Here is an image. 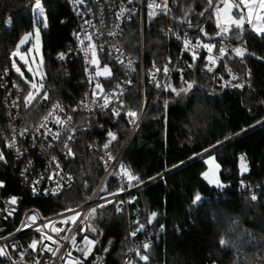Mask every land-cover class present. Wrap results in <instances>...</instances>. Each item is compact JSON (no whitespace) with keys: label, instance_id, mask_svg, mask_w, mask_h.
<instances>
[{"label":"trees","instance_id":"16d2710c","mask_svg":"<svg viewBox=\"0 0 264 264\" xmlns=\"http://www.w3.org/2000/svg\"><path fill=\"white\" fill-rule=\"evenodd\" d=\"M212 2L216 3V0ZM42 3L49 25L41 33L45 90L52 102H61L65 108L72 110L85 91L80 56H71L66 66L55 62L53 57L73 46L74 19L65 0H42ZM208 6V0H171L172 12L167 21L161 11L149 20L148 10H145L142 29L136 17L120 38L122 47L132 56H139L142 42L145 68L159 62L164 53L171 56L176 66L167 84L180 88L186 86L184 81H196L198 85L183 101H173L170 92L164 89L153 94L137 129L119 153L118 160L145 181L131 192L136 199L129 204L128 218L146 224L148 213H158L153 225H146L144 231L151 240L148 253L150 264H264V191L260 188L254 191L258 202L253 203L250 202L251 194L239 187L241 180L251 185L264 180V124L256 123L264 119V60L257 59L264 57V38L257 37L245 24L241 38L246 40L247 52L243 58L231 56L228 62L247 79L249 86L214 90L212 76L203 69L205 56H198V63L189 68L188 64L192 63L190 55L184 53L180 56L179 42L171 34L165 41L163 35L166 23L180 33L194 34L196 28L203 27L208 36L200 33L198 36L215 42L217 51L219 41L225 37L208 38L215 33ZM184 12H188L191 28L181 23ZM201 13L204 15L201 16ZM233 13L239 16L237 9H233ZM9 18L11 23L5 25L4 21ZM31 24L30 0H0V73L10 68L9 52ZM239 34V30H232L227 38L236 42ZM10 73L17 79L13 72ZM165 99L170 101L168 106L164 104ZM139 102L140 85L135 80L125 96L122 111L128 108L138 111ZM196 104H199L200 110L193 117ZM28 110L33 111L32 121L35 122L45 107L34 103ZM27 111L23 110V113ZM100 122L117 133L118 139L109 149L115 155L126 139L130 124L123 115L113 121L109 111L100 112ZM241 129L245 131L241 132ZM104 133L93 129L78 132L75 155L70 162L75 185L58 196L31 197L29 189L19 184L16 172L8 165L10 159L7 156L6 165L0 166V177L5 180L4 192L21 195L23 208L35 207L43 215L80 204L83 201L80 191L91 192L102 175L98 155L88 149L87 143L98 141L100 152H104ZM225 136L231 139L211 153L221 166L219 178L227 186L218 192L200 176L206 169L203 163L206 157L194 158V153H201L209 144L223 140ZM241 154L246 157L249 168L244 174L239 171ZM180 161L185 163L173 169L172 165H179ZM157 174L163 179L148 180V177ZM106 187L109 191L117 189L112 178L107 181ZM197 191L204 197V202L196 211H190V200ZM95 222L104 232L98 248L99 264H123L130 248L127 218L117 214L113 205L105 207L102 214L98 212ZM161 224L165 225L164 231H160ZM137 226L133 224V228ZM222 236L228 240L226 246L219 244ZM106 248L107 252L104 251ZM0 264L9 263L0 257Z\"/></svg>","mask_w":264,"mask_h":264},{"label":"snow or ice","instance_id":"6c2138e0","mask_svg":"<svg viewBox=\"0 0 264 264\" xmlns=\"http://www.w3.org/2000/svg\"><path fill=\"white\" fill-rule=\"evenodd\" d=\"M72 2L76 4H83L84 0H72ZM135 0H127V3L131 5ZM217 5L222 4L223 7L217 6L213 15L215 17V26L217 31L215 32V36L223 37L229 34L230 30L235 28L243 31L245 23L250 27L252 33H254L257 37L264 38V0H238V3L233 2V0H216ZM208 4H212V0H208ZM31 11L33 13L32 20V28L30 31L25 32L22 36H20L18 42L15 44V49L11 52L9 59H11V69L14 70L20 80L23 81V84L27 86L26 94L23 93L20 86L13 82L12 88L16 89L17 98L22 96L23 99V107L28 109L30 105H33L35 101L43 100L45 102L51 103V109L40 118V122L29 127L21 128L19 133L16 134L15 130H13L14 134L10 139H4L3 147L8 148L9 150L16 149L17 155H22V151L18 147V138L25 137L29 133H31L33 137V142L35 143L37 138H43V140H47L48 137H51V141L59 143V141L64 140L63 149H64V157L72 158L74 157V152L72 148L69 146L70 141L73 140V133L78 131L72 127L73 116L65 114L64 107L59 102H52L47 90H45V74H44V62L43 57L41 56V48H40V37L42 28H48V17L45 11V7L42 3V0H35L34 3L31 4ZM147 16L149 20H152L153 17L157 15V11L164 12L167 14L169 12V8L167 5V0H164V3H157L156 0H149L147 3ZM233 9H237L239 11L238 18L232 14ZM126 9L121 6L119 11L115 15V21H120L121 18L125 15ZM246 13V15H245ZM204 13H201L203 16ZM11 23V19H6L4 21L5 25ZM104 19L101 17V25H104ZM182 24H186L188 28H191V22L188 20V12H184V19L181 22ZM42 25V27H41ZM84 25H87L92 31L83 30L81 32H74L73 35L76 38L77 45L79 51H81L84 55L85 62L87 65L92 66L95 71L94 75H90L88 77L89 84H92L95 81L94 86L91 87L90 90V101L89 94L86 93L85 97L78 102L73 108L72 112L76 113L79 110H84L89 113V117H91L92 113L99 109L101 113L105 111H109L111 118L116 119L123 115L127 118L128 123L133 126V129L138 127V120L140 119V115L138 111L133 110L132 108H128L126 111H122L125 107L124 101L122 99L124 90L121 88L120 84H117L115 89L111 91H106L104 85L100 82L98 78L108 79L109 77L114 76V70L110 67L108 63H103L101 58L98 56L99 52H104L105 47L103 45H99L95 42L96 39L100 38L101 30L97 29L95 25L92 24L91 21L85 20ZM119 28V24L116 25ZM199 33L202 36L207 37L208 33L205 31L203 27H199ZM169 33L171 35H175L177 40H180V35L171 32L169 29ZM95 34V35H94ZM119 33L117 31H109L108 36H117ZM30 44L31 47H28V53L33 57L40 56L39 63H36L35 69L31 67V64L35 63L33 59L30 61L27 58V55L21 52V46ZM215 45L211 42H203L201 36H197L195 39V43L193 44L191 40L188 38L187 34H185L184 39L182 40V52H186L190 55L192 63L188 64L189 68H192L193 65L198 63V55L201 49L207 52L205 56V60L207 63L204 67L207 69V72L213 73V68L217 65L219 60H223L228 56L229 49L224 46L223 41H221V46L218 49V54H214ZM116 55L113 57L112 48L109 47L107 49V55L110 60H115L116 64L127 67L128 69L132 68L133 60L129 58L127 60V64L125 65V61L123 58V53L120 48L117 47L115 49ZM231 52L235 57L243 58L245 56L246 49L243 47H235L231 49ZM14 57H19L20 61H23L25 66H28V72L32 74L31 78H26L24 73L21 71V67H18L17 61L12 59ZM66 58V54L64 52L57 53L56 59L59 61H63ZM257 59L264 60V57H257ZM102 65V66H101ZM171 66V61L169 60L163 66V73L167 77L169 73V68ZM227 69V65H225ZM153 68L155 72H160L161 69L156 66V63H153ZM5 74L9 72L8 68L4 69ZM85 74L89 72V67L84 68ZM183 70H181V73ZM150 81L155 79L154 73L149 72ZM215 75V73H213ZM228 75L230 80L234 81L237 78L232 75L231 71L228 70ZM250 75V73H249ZM223 79V77H220ZM229 80H225L222 87L227 86L229 84ZM126 84H130L131 81H125ZM186 86H182L180 88L172 87L171 84H166L164 86V91L170 92L172 95V100H180L183 101L188 99L192 92L198 87L196 81H184ZM3 85H0L2 87ZM231 86L236 89H240L244 87L242 83H232ZM156 87L160 88L161 84L159 81L156 82ZM13 106L18 107L19 105L14 100ZM170 103L169 99L164 100L165 106H168ZM199 104L194 105L193 107V117L196 113L199 112ZM64 116V118H62ZM54 124L58 127V131H52L49 127V124ZM257 124H264V120H258ZM193 125H196V120L193 118ZM245 131L241 129V132ZM67 133V139H64L63 134ZM236 135H239L237 133ZM117 133L113 130L109 129L105 133V142L102 145V149L104 151V156L101 157V161L104 163L105 168L107 170L109 163H112L113 171L109 173L110 176L116 177L120 181V186L115 191H109V189L105 186L101 188L99 192H97L98 202L94 201V206L88 207L86 204H78L75 208H65L61 213L57 215L61 216L62 219L58 221H48L45 223H37L38 220L41 219L38 213L33 212V214L27 215V222H22V227L17 228L16 231L19 232L23 228H33L36 233H39V239H32L31 242L27 245V250H31L33 252H44L47 251L51 253L53 257H56L59 252L62 251L61 245L58 243L57 239H54V235L59 237L61 240H67L68 235L60 236L61 232L68 233H79L82 234V246L77 244L76 235H72L71 237V245L72 249L79 252L80 257H74L72 255V251L64 252V255L60 257L62 264H87V259L93 252V248L97 243V240L93 238H89L88 232L98 233V229L94 226V222L98 218V212L102 214V210L108 206H115V212L122 214L123 206L125 201L119 199L121 193H124L126 189L136 188L139 185L145 184L139 175L134 174L132 169L126 166L124 163L119 162L117 166L118 157L114 156L110 152V145L117 141ZM231 139L230 136H225L223 140H217L214 144H209V147H206L202 150L201 153H194V156L198 157H206L203 160V163L207 165V170L200 173L202 180L206 182L208 186H211L215 189H224L227 186L222 183L219 178L220 164L217 163V158L211 153L217 149V146H222L226 141ZM42 149L44 148V144H41ZM89 148L92 146L89 145ZM48 148L52 149L53 144L51 142L48 143ZM191 159V157L189 158ZM52 163L54 164L55 170L46 176H42L39 179L32 181L31 193L36 195L38 192V188L42 186V181L47 179L50 183H54L55 187L51 189L45 188L43 191V195L49 198L56 197L61 194L65 190V185L71 187L73 177L68 175L65 179V176L60 171L61 165L57 161L56 156L51 158ZM0 162H6V156L3 151H0ZM185 162L180 161V164L172 165V168H178L180 165H183ZM27 168L21 170V177L27 179ZM166 171H171V169H166ZM239 171L241 174L247 173L249 171L248 164L246 161V157L241 154L239 157ZM156 179H163V176L157 174V176L148 177L149 181H153ZM85 188L88 187L87 181L84 183ZM5 187V182L0 181V188ZM240 187L242 189H249V186L244 183L243 180L240 181ZM262 191H264V185H259ZM106 193V195H100V193ZM130 199L127 203L131 204L136 198L131 197L130 192L128 193ZM19 198L15 195L10 196L6 201L5 211H7L8 216H12L16 208L10 206H15L19 203ZM204 202V197L200 192L194 193L190 200L189 210L196 211L200 204ZM250 202H258V196L255 192H252L250 195ZM82 208H86V211H82ZM158 216V213L153 211L147 214L146 224L141 223L139 220L134 221L133 223L138 225L133 231L129 233L130 236L135 237L137 233L146 231V225H153V221ZM59 223L61 226L68 225L69 227L65 229L64 227H57L56 224ZM235 223V221H233ZM74 226V227H72ZM165 225H160V231H164ZM47 230V231H46ZM14 236V234H9L8 237H0V240H3V244H0V257H6L10 260V264H17L15 260L9 255L8 249L10 248L12 252L19 251V246L15 243L9 245L8 241ZM50 242L55 247H51ZM219 244L221 246H226L228 244V240H226L223 236L219 240ZM39 246V248H38ZM141 252L140 248H129V253H135V257L138 258L136 260V264H150V256L149 252L151 250V242H144L142 244ZM105 252L108 251L106 248ZM25 253L23 251L19 252L20 260L23 261ZM36 264H41L40 261H37ZM125 264H133V260H126Z\"/></svg>","mask_w":264,"mask_h":264},{"label":"built area","instance_id":"2783aa9c","mask_svg":"<svg viewBox=\"0 0 264 264\" xmlns=\"http://www.w3.org/2000/svg\"><path fill=\"white\" fill-rule=\"evenodd\" d=\"M35 0H30V6L32 3H34ZM67 9L69 10L71 16L74 19V28L75 32H81L83 30H88L92 31L91 28H89L87 25H84L85 20H89L92 22L93 25L96 26L97 29L101 30V36L100 38L96 39L95 42L99 45H103L105 47L104 52H99L98 51V56L102 60L103 63H108L111 68L114 70V76L109 77L108 79L104 78H98L100 82L104 85L106 91H111L115 89L117 84H120L121 88L124 90L123 94V101L125 99V96L129 90L130 85L135 81H139L140 85V102H139V108H138V113L140 115V119L138 120V125L139 122L143 116V113L145 111V108L147 104L149 103L151 97L153 94L160 93L163 89L164 86L168 83V80L170 79L172 73L175 70L176 64L174 63L173 59L171 56L167 55L166 53L163 54L161 60L159 62H155L156 66L161 69L160 72H155L153 68V63L147 68L144 67V59H143V48H142V42H140V52L139 56H132L128 52L124 50L120 43V38L123 35V32L125 28L136 18L138 17L140 20V29H142V16L145 10L147 9V3L149 0H135L134 3L129 5L127 3V0H84L83 4H76L72 2V0H65ZM157 3H164V0H156ZM167 5L169 8V12L167 14H164L165 19L167 21L169 15L172 12L171 8V0H167ZM123 6L126 9L125 15L121 18L120 21H115V15L119 11L120 7ZM159 11V10H158ZM101 17L104 19V25H101ZM119 24V28L116 27V25ZM169 29H171L167 23L165 24V28L163 31V35L165 37V41L169 36ZM199 27L195 29V33L193 34L192 32H184L180 33L178 31H174L171 29V32H174L178 35H180L181 39L177 40L175 35H172L173 38L179 42V51H180V56L186 52H182V40L185 37V34H187L188 38L191 40V42L194 44L196 37L199 35L198 31ZM109 31H117L119 35L113 37V36H108ZM95 35V34H94ZM221 41H223L224 46L228 47L229 53L228 56L223 59L219 60L217 62V65L213 68V73H209L212 78H215L218 82L219 80L225 81L229 80V84L232 83H242L244 84V87H248L249 83L247 79L242 77L236 70L233 69V67L230 65L228 62V58L231 56H234V54L231 52L232 48L235 47H243L246 49L247 52V44L246 40L244 38H240L236 42L230 41L228 38H223L219 41L218 43V49L221 46ZM215 45V42L213 43ZM111 47L112 48V55L115 57L116 51L115 49L117 47L120 48L121 52L123 53V58L125 61V65L127 64V60L131 58L133 60L132 68L128 69L127 67L121 66L119 64L115 63V60H110L108 55H107V49ZM245 52V53H246ZM66 54V58L63 61H59L56 59L55 55L53 57V60L57 63L62 64L63 66H66L70 57L77 54L80 56V63H81V68L83 71V76L85 79V91L81 99L78 101L80 102L84 97L85 94H89V101H90V90L91 87L94 86L95 81L92 82V84H89L88 77L90 75H94L95 69L87 65L85 62L84 55L81 51L78 49L77 41L75 38L73 46L68 47L67 51L64 52ZM214 54H218V50H215L214 47ZM207 55V52L203 49L199 51V55ZM179 56V57H180ZM239 58V57H237ZM171 61V66L169 68V73L167 77L163 73V66L166 62ZM207 63L205 60L204 65ZM203 69L207 72V69L204 67ZM227 65V69L225 67ZM102 66V65H101ZM89 67V72L85 74L84 68ZM228 70L231 71L232 75H234L237 79L232 81L230 80V77L228 75ZM117 71V72H116ZM149 72H153L155 79L151 80L149 79ZM220 77H223V79H220ZM131 81L130 84H126L125 81ZM159 81L161 84L160 88L156 87V82ZM13 82L17 83L23 93L25 94L26 91L21 84V82L12 77L10 71L5 74V72L0 73V85H3L0 87V151H3L5 153V156H7L8 159V165H10V168L14 170L17 174V180L19 184L23 187H26L29 189V195L31 197H37V198H47V196L43 195V191L45 188L51 189L52 187H55L54 183H50L47 179H44L42 181V186L38 188V192L36 195H33L31 193V186H32V181L39 179L42 176H46L47 174L51 173L52 171L55 170L54 164L52 163L51 158L53 156H56L57 161L60 163L61 168L60 171L62 174L65 176V179L67 178L68 175H71L73 177V181L71 184V187L75 185V179H74V173L71 169L70 162L73 159L72 158H65L64 157V149H63V143L64 140L59 141V143L51 141V137H48L47 140H43V138H37L35 143L33 142V137L31 133H29L25 137H19L18 138V147L22 151V155H17L16 149L9 150L6 147H3V141L4 139H10L12 135L14 134L13 130H15V133L18 134L21 128L24 127H29L33 126L37 123L40 122V118L47 114V112L51 109V103L45 102L42 99L35 101L37 105H40L42 107H45V111L37 119V121H32V117L34 114H32L33 111H27L23 107V99L22 96L17 98L16 94V89L12 88ZM16 101L17 104L19 105L18 107L13 106V101ZM57 102V101H55ZM65 109V114L64 116L71 115L73 116L72 120V127L75 129H78V131L73 133V140L70 141L69 146L72 148L74 152V146H75V141L77 139V134L80 130L86 131L87 129H93L95 131H104L105 133L111 129L110 127L106 126L104 122H100V111L99 109H96L91 117H89V113L84 110H79L76 113H73L71 110H68L65 108V106L59 102ZM23 110H26L27 112L23 113ZM62 116V118H64ZM125 119H127L125 117ZM117 120L113 119V121ZM264 120V119H263ZM49 127L52 129V131H58V127L54 124H49ZM137 129H133V126L130 124V129L129 132L126 136L125 141L123 142L122 146L118 150V152L114 155L119 158V153L124 146L125 142L127 139L134 133V131ZM104 133V136H105ZM64 139H67V133L63 134ZM51 142L53 144V148L49 149L48 148V143ZM44 144V148L42 149L41 144ZM91 145L92 147L88 149L92 152H95L98 155V161L99 164L101 165L102 168V175L93 188L91 192H85V191H80V195L83 199V201L80 204H86L88 207L94 206V201L98 202V196L97 192L101 188H104L106 186L107 181L112 178L113 181L115 182L117 188L120 186V181L118 178L110 176L109 173L113 171L112 168V163H109V166L106 170L104 163L101 161V157L104 156V152H100V144L98 141L93 140L89 141L87 143V146ZM120 161L118 160V163ZM7 163L6 162H0V166H5ZM27 168V179L21 177V170ZM0 181L5 180L0 177ZM249 186V189H242L240 187L241 191L248 192L249 194H252V192L259 190V185H264V180L261 183H257L256 185H251V184H246ZM68 185H65V189H68ZM137 188V187H136ZM136 188L132 189H126L124 193H121L120 196L118 197L119 199H122L125 201L124 206H123V213L119 215H123L127 218V228H128V241L130 244V248L136 249L140 248L142 254V244L144 242H151L150 237L146 235L144 232L137 233L135 237H132L129 235L131 231H133L135 228H133V222L135 220L128 218V207L129 203L127 201L130 199L129 192L131 194L132 191H134ZM222 189H218V192H222ZM15 195L19 198V203L15 206H10L9 210H11V207H15L16 211L12 216H8L7 211H5L6 207V201L7 199ZM100 195H106V193H100ZM132 197V196H131ZM75 206H71V208H75ZM69 208V207H67ZM65 209V208H64ZM64 209L58 210L56 212L43 215L40 213L38 209L35 207H28V208H23V197L21 195H18L16 193H6L4 192V187L0 188V237H8L9 234H14V236L9 239L8 243L11 245L12 243H15L16 245L19 246V251L17 252H12L11 249L9 248V255L17 262V264H36L37 261H40L41 264H62V261L60 259L61 256L64 255V252L66 251H72V255L74 257H80V253L72 249L71 245V237L72 235H76V240L77 244L82 246V234L79 233H68L66 231L61 232L60 236H65L66 234L68 235L67 240H61L59 237H56L54 235V239L58 240V243L62 247V251L57 254L56 257H53L51 253H48L47 251L44 252H33L31 250H27V245L31 242L32 239H39V233H36L33 228H23L21 231L17 232V228L22 227V222H27V215L33 214V212H36L39 214L41 217L40 220L37 221V223H45L48 221H58L62 219L61 216L57 215L58 213H61ZM82 211H86V208H82ZM57 227H64L67 229L69 226L64 225L61 226L59 223L56 224ZM94 226L98 229V233H92L88 232L89 238H95L97 240V243L95 244L93 248V252L90 255V257L87 259V264H99L101 257L100 254L98 253V248L100 246L102 237H103V229L102 227L94 222ZM74 227V226H72ZM47 231V230H46ZM51 247H55V245H52L50 242H48ZM0 244H3V240H0ZM39 248V246H38ZM23 251L25 253L23 261L20 260L19 257V252ZM7 262L10 264V260L6 257H4ZM133 260V264H136L137 258H135V253H127L126 256L124 257V263L126 260ZM160 264V263H159Z\"/></svg>","mask_w":264,"mask_h":264},{"label":"rangeland","instance_id":"374dc122","mask_svg":"<svg viewBox=\"0 0 264 264\" xmlns=\"http://www.w3.org/2000/svg\"><path fill=\"white\" fill-rule=\"evenodd\" d=\"M220 7H223V5L222 6H220ZM232 14L233 15H235V13H233V11H232ZM31 15H32V20H33V13H32V11H31ZM245 15H246V13H245ZM245 24H247V23H245ZM248 26V25H247ZM41 27H42V25H41ZM31 28H32V24H31V27H30V29L28 30V31H30L31 30ZM248 29L250 30V27L248 26ZM46 29L45 28H42V31H41V33L43 32V31H45ZM28 31H26V32H28ZM241 31V30H240ZM251 31V30H250ZM25 33V32H24ZM24 33H22V35L24 34ZM21 35V36H22ZM20 38V37H19ZM19 38H18V40H19ZM18 40L16 41V43L18 42ZM203 42H210V41H206V40H202ZM15 43V44H16ZM211 43H213V42H211ZM15 44H14V46L11 48V50H10V52H9V56H10V54H11V52L15 49ZM28 47H31V45L30 44H26V45H22L21 46V52H23V53H25L26 55H27V58L30 60V61H32L33 59L35 60V63H33V64H31V67H33V69H35V66H36V63H39V61H40V56H37V57H33L31 54H29L28 53ZM40 48H41V56L43 57V62H44V64H45V60H44V55H43V50H42V41H41V37H40ZM12 59H15L16 61H17V64H18V67H21V71L24 73V75H25V77L26 78H31V76H32V74L30 73V72H28V66H25L24 64H23V61H20L19 60V57H14V58H12ZM10 60V68H8L9 69V71H11V72H13V75H15L16 77H17V79H19V77H18V74L14 71V70H12L11 69V59H9ZM44 74H45V68H44ZM20 80V79H19ZM211 80H212V88L214 89V90H222V89H224V88H228V87H231V84H228L227 86H224V87H222V85H223V83H224V81H222V80H219V82L215 79V78H211ZM21 82H22V84H23V81L22 80H20ZM24 85V84H23ZM24 87H25V90H26V92H27V86H25L24 85ZM26 94V93H25ZM31 106V105H30ZM207 165H206V169L205 170H207Z\"/></svg>","mask_w":264,"mask_h":264},{"label":"water","instance_id":"95a60500","mask_svg":"<svg viewBox=\"0 0 264 264\" xmlns=\"http://www.w3.org/2000/svg\"><path fill=\"white\" fill-rule=\"evenodd\" d=\"M233 2L238 3L236 0H233ZM217 6L220 7V6H222V4L217 5V2H216V3H213V2H212V4L209 5L208 8H207V10L211 12L212 19H213V23H214V27H215V32L217 31V29H216V26H215V17H214V15H213V12L215 11V8H216ZM237 11H238V10H237ZM238 14H239V11H238ZM232 30H238V29L233 28V29L230 30V32H231ZM239 31H240V30H239ZM230 32H229V34H230ZM229 34L226 35V36H223V37L227 38V37L229 36ZM241 36H242V33H241V31H240V34H239V36L237 37V40H239V39L241 38ZM208 38L213 39V38H217V36H215V33H214L213 35L209 36ZM197 157H198V156H195L194 158H197ZM1 163H2V162H1Z\"/></svg>","mask_w":264,"mask_h":264},{"label":"flooded vegetation","instance_id":"af4514ba","mask_svg":"<svg viewBox=\"0 0 264 264\" xmlns=\"http://www.w3.org/2000/svg\"><path fill=\"white\" fill-rule=\"evenodd\" d=\"M238 18V17H237Z\"/></svg>","mask_w":264,"mask_h":264}]
</instances>
